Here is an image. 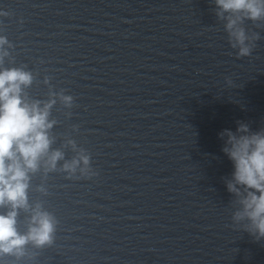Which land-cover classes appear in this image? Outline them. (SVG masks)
I'll use <instances>...</instances> for the list:
<instances>
[{"label":"clouds","instance_id":"1","mask_svg":"<svg viewBox=\"0 0 264 264\" xmlns=\"http://www.w3.org/2000/svg\"><path fill=\"white\" fill-rule=\"evenodd\" d=\"M223 12L245 13V18L256 21L264 17V0H216ZM6 14V13H5ZM240 16L227 19L226 30L233 48H239L238 57L250 56L252 48L245 30L238 26ZM6 42L0 37V45ZM32 77L28 72L11 69L0 72V205L8 203L11 211L0 215V253L23 255L24 246L33 242L37 247L52 243L54 223L49 214L36 211L31 217L32 226L27 234H20L16 228L17 209L28 207V172L36 171L40 158L48 153L50 139L47 130L49 109L55 100L45 104L29 105L21 98V85H29ZM66 105L71 96H62ZM224 140L222 152L233 165L227 189L239 197L240 210L234 219H247L248 230L257 238H264V130L252 132L246 123L238 122L233 132L224 129L219 134ZM62 158L59 151L53 152L46 161L54 169ZM83 162L89 164V157L81 155L80 160L65 164L66 170L75 171ZM83 171V170H82Z\"/></svg>","mask_w":264,"mask_h":264}]
</instances>
